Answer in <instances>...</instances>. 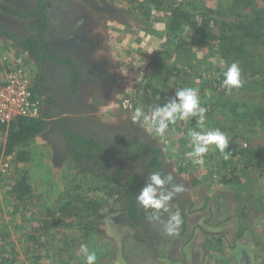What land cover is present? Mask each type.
<instances>
[{
	"label": "rangeland",
	"instance_id": "374dc122",
	"mask_svg": "<svg viewBox=\"0 0 264 264\" xmlns=\"http://www.w3.org/2000/svg\"><path fill=\"white\" fill-rule=\"evenodd\" d=\"M38 1L0 0V28L18 36L29 35L31 21L13 18L6 11L29 10ZM42 1L50 3L48 41L53 44L56 56L75 58L83 71L96 65L107 79L101 82L83 76L77 93L73 94L68 71L49 61L44 68L46 83H41L40 88H48L53 100L50 105L44 104L42 112L51 121L58 117L71 120L73 129L94 133L109 142H131L142 136L162 148L164 162L168 168L172 167L169 173L180 176L178 184L183 185L185 191L169 202L170 211H179L184 221L178 234L166 235L160 223L147 221L151 235L142 249L148 253L154 249L152 260L158 264H261L263 260H258L263 258L259 257V252L251 253L253 256L249 258L240 251L243 246L253 248L252 251L260 249L256 247V236L243 241L238 233L228 237L212 234L216 221L209 218L207 211H202L204 202L205 208L211 205L206 201L207 195L216 193V185L222 184V178L231 174L234 186L243 184L251 190L254 176L244 171L242 177L241 169L245 165L264 164V118L259 122L256 112L250 110L260 104L256 101L262 97L253 91L256 86L252 87L253 80L248 81L249 75H241V86L231 91L218 84L216 81L223 80L218 70L233 63L229 55L224 56L226 61L221 55H213L210 47L201 42V37L191 33L189 26L184 27L178 39L168 40L169 33L164 28L166 20L164 16L161 18L164 21L158 20L160 13L151 2L154 0ZM194 1L199 7L209 6L208 0ZM139 6L144 11L152 10L158 19L151 15L149 24L139 14ZM62 27H74L75 34L82 37L81 42L72 43L76 37L62 31ZM245 49L250 58H254V67L259 71L255 79L261 85L264 47L246 45ZM19 56L27 63L32 62L34 79L39 72L35 63L19 45L0 34V67L12 64ZM240 59L248 70L250 59L244 55ZM176 68L181 69L178 75H174ZM185 87L195 88L200 106L206 104L211 110L204 114V130L219 129L225 134L229 142L225 151L232 153L228 160L215 145L208 146L203 165L195 164L193 158L186 155L192 151L189 131L201 130L197 126L199 116L177 119L169 125L163 138L132 120L136 107L143 106L148 112L174 98L176 91ZM5 140L6 133L0 130V264H86L79 254L81 244L96 253V264H129L123 243L135 230L125 224L116 198L102 199L103 192L96 190L105 182L96 179L97 175L92 179L85 175L86 164L74 163L65 155L58 134L49 127L37 136L28 144L24 161L15 154L4 155ZM101 146L116 166L124 162L127 172L139 171L136 161H124L126 144L113 145L114 148L104 143ZM24 173L29 175L32 193L17 202L10 193L11 186ZM195 179L197 184H192ZM84 202L91 205L85 206ZM64 207H67L65 212ZM252 208L256 209V216L264 214V206H259L257 201ZM70 215H74V219L66 217ZM167 217L161 210L162 220ZM85 221L94 227L91 233L77 229L76 223L85 224ZM64 223L73 224L65 227ZM211 235L219 239L209 237ZM139 261L151 264L145 256Z\"/></svg>",
	"mask_w": 264,
	"mask_h": 264
},
{
	"label": "trees",
	"instance_id": "16d2710c",
	"mask_svg": "<svg viewBox=\"0 0 264 264\" xmlns=\"http://www.w3.org/2000/svg\"><path fill=\"white\" fill-rule=\"evenodd\" d=\"M151 2L155 4L154 8L160 13L159 19L150 9L144 11L142 10L143 7L139 6L138 12L149 24L152 23V21H149L151 15L158 20L164 16L166 21L164 19L161 20L165 22L164 28L169 33L167 35L168 40L178 39V35L181 34L184 27L189 26L191 33L199 36V38L201 37V42L210 47L209 49H211L213 55H221V58L225 61V57L229 55L230 58L228 59H231V62L239 64L241 75H249L248 81L253 80L252 87L256 86L253 91L262 97L260 101L255 100L256 103H260L255 105L257 107L250 108L251 111L256 112L255 118H259V122H262L260 118H264V81L261 80L260 85L258 84V79H255L259 71L255 69L254 58H250L245 46L264 47V0H208L206 2L209 6L204 7L197 6L194 0H182L179 2L175 0H154ZM162 2H166L167 5L162 7L158 5ZM49 6L50 3H44L39 0L29 10L6 11L13 18H28L31 21L30 25L32 27L29 29V35L18 36L0 28V34L7 40L14 41L16 45H19L39 69L31 84V91L33 99L35 101L38 100L41 106L38 118H21L8 125H0V130L6 133L4 155L11 156L15 154L20 161H24L28 155V150H26L28 144L51 127L60 137L65 155L74 163L86 164L85 175L90 176L91 179L97 175L96 179L99 178L102 179V182H105L101 188H96V190L103 192L102 199L115 197L117 202L120 203L121 211L125 217V224L135 230L133 234L126 236L123 243V253L127 257L129 264H140L141 261L139 260L144 256L151 264H158L152 260L151 254L155 253L154 249H151L150 253L142 249L144 242L146 243V240H149L148 238L151 235L147 226V221H149L147 217L153 210H144L138 204L136 196L144 186L147 177L153 172L171 175L173 184H178L180 176L176 174L174 177L173 172L169 173L172 167L169 165L168 168L164 162L162 148L158 144L154 145L147 142L142 136L138 139H132L131 142L125 140L109 142L102 140L94 133L81 132L80 128V130L73 129L70 126L71 120L58 117L51 121L48 115L42 112L44 104L50 105L53 100L48 88L43 90L40 88L41 83H46L44 68L49 61L63 66L68 71L67 78L70 80V88L73 94L77 93V85L83 76L101 82L107 80L98 71L99 67L96 65H92L88 71L85 69L83 71L78 68L75 58L67 57L63 59L56 56L53 44L48 41L51 23L47 13ZM61 29L76 37L75 39L70 38L73 39L72 43L78 44L81 42L82 37L79 36V33L78 35L75 34L74 27H62ZM231 55L233 56L231 57ZM241 55L250 59L251 66L248 70L243 67L240 59ZM229 65H226L223 70H218L219 78H224L223 72ZM173 71H176L174 75H178L181 69L176 68ZM222 81L216 82L222 84ZM202 107L206 108L207 105L204 104ZM206 109V113H210L211 110L209 108ZM191 121L193 125L196 124L195 120L192 119ZM101 143L110 146L115 145V147L126 144L127 155L124 156V161L126 163L136 161L140 165L137 167L139 171L127 172L124 162L122 166H116L110 155L102 148ZM111 148H114V146ZM27 174L24 173L11 186L10 193L17 202L23 201L25 196L32 193L31 186L28 183L29 175ZM232 180L233 178L230 174L226 178H222L220 182L228 184ZM197 182V179H195L192 184H197ZM170 187V185L165 186V188ZM83 204L85 206L91 205V203L87 202ZM66 206H69V203ZM74 210L81 211L78 208ZM65 211H67V207H64L63 212ZM247 211L246 208H243L242 213L246 215ZM163 214L167 215L168 213ZM66 217L74 219V215ZM81 222H84V220ZM72 224L66 225L64 223L65 227H71ZM76 225L77 229L85 230L86 233H91L94 230V227L89 226L87 221H85V224L76 223ZM156 239L155 237V243L158 242Z\"/></svg>",
	"mask_w": 264,
	"mask_h": 264
},
{
	"label": "clouds",
	"instance_id": "9594fccd",
	"mask_svg": "<svg viewBox=\"0 0 264 264\" xmlns=\"http://www.w3.org/2000/svg\"><path fill=\"white\" fill-rule=\"evenodd\" d=\"M241 69L236 62L227 66L223 72L222 86L231 91L233 88H239L242 84L240 79ZM207 109L200 106V100L197 90L192 87L182 88L175 93V97L168 100L163 105H156L148 112H145L143 106H138L132 113V120L140 122L142 126L155 132L161 138L169 129L170 124H174L177 119H185L189 116H199L197 126L201 129L190 130V145L192 151L186 153L188 157L193 158L197 165L204 164V154L208 151V146L215 145L223 158L228 160L232 153L225 151L229 142L223 132L219 129L204 130L205 113ZM171 175H162L160 172L150 174L139 194L136 196L138 204L144 210H153L148 215L149 222L160 223L166 235L178 234L183 218L179 211L171 212L169 202L175 195L185 191L183 185L173 184ZM170 185V188H165ZM161 210L168 213L167 220H162ZM79 254L85 259L86 264H96V253L90 251L86 244H81Z\"/></svg>",
	"mask_w": 264,
	"mask_h": 264
},
{
	"label": "crops",
	"instance_id": "0c3cea01",
	"mask_svg": "<svg viewBox=\"0 0 264 264\" xmlns=\"http://www.w3.org/2000/svg\"><path fill=\"white\" fill-rule=\"evenodd\" d=\"M253 166L257 169H252ZM241 170L242 177L244 171L254 176V185L251 186V190L244 188L243 184L234 186L231 182V184L219 183L216 185V193L211 192L207 195L208 198H205L206 201L211 202V205L208 204V207L205 208L204 202L202 211H207L209 218L216 221L212 225V234L228 237L238 233L243 241L256 236V247L260 249L254 248V251H252L253 248H250L251 252L243 246L240 251L243 252L244 257L249 258L253 256L251 253L259 252V257L261 256L263 259L258 260V262L263 260L261 264H264V214L259 213L256 216V209L252 208L255 201L258 202L259 206H264V164L259 166L245 165ZM242 177L241 180H243ZM231 190H234V192ZM243 208L248 210L246 215L242 213ZM215 239L219 238L215 237Z\"/></svg>",
	"mask_w": 264,
	"mask_h": 264
},
{
	"label": "built area",
	"instance_id": "2783aa9c",
	"mask_svg": "<svg viewBox=\"0 0 264 264\" xmlns=\"http://www.w3.org/2000/svg\"><path fill=\"white\" fill-rule=\"evenodd\" d=\"M32 64L22 56L0 67V125L21 118H38L40 105L33 99Z\"/></svg>",
	"mask_w": 264,
	"mask_h": 264
},
{
	"label": "flooded vegetation",
	"instance_id": "af4514ba",
	"mask_svg": "<svg viewBox=\"0 0 264 264\" xmlns=\"http://www.w3.org/2000/svg\"><path fill=\"white\" fill-rule=\"evenodd\" d=\"M31 64H32V62H31ZM35 65V64H34ZM36 66V65H35ZM32 76H33V73H32ZM32 80H33V77H32Z\"/></svg>",
	"mask_w": 264,
	"mask_h": 264
}]
</instances>
